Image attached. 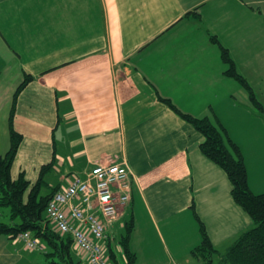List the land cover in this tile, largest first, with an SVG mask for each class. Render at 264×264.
Wrapping results in <instances>:
<instances>
[{
    "label": "crops",
    "instance_id": "crops-1",
    "mask_svg": "<svg viewBox=\"0 0 264 264\" xmlns=\"http://www.w3.org/2000/svg\"><path fill=\"white\" fill-rule=\"evenodd\" d=\"M211 34L229 50L262 110L225 73L229 63ZM27 73L33 80L17 101L14 125L23 140L13 177L24 171L35 182L55 155L50 181L62 185L97 162L125 159L130 199L107 224L110 238L127 213L142 212L145 223L139 227L134 218L130 244L153 235L168 247V236L185 243L179 258L201 242L193 201L215 247L251 227L227 174L201 151L202 133L160 96L184 113L221 122L246 164L243 144L255 152L262 173L264 0H0V156L10 148L13 94ZM135 252L137 264H148ZM40 256L0 234V264H39Z\"/></svg>",
    "mask_w": 264,
    "mask_h": 264
},
{
    "label": "trees",
    "instance_id": "trees-1",
    "mask_svg": "<svg viewBox=\"0 0 264 264\" xmlns=\"http://www.w3.org/2000/svg\"><path fill=\"white\" fill-rule=\"evenodd\" d=\"M190 11L187 12V15ZM211 39L219 43L223 59L229 63L225 73L236 78L247 90L251 102L260 110L262 104L246 80L238 72L229 50L221 44L214 34ZM33 80L26 74L17 86L9 114L10 148L0 156V208L9 209L8 221H0V234H7L15 240H25L21 233H28L37 240V246L28 247L41 254L39 264H91L88 253L80 249L71 234L62 233L47 214V205L60 186V182L51 183L50 178L56 172L55 155L44 163L39 171L38 179L31 182L24 171L17 177L12 176L11 168L23 140L22 133L15 128L14 118L17 101L23 89ZM173 110L189 121L203 135L200 149L205 156L220 166L231 182V195L251 217L253 225L242 231L228 246L220 252L212 243L203 220L192 207L199 222L201 242L191 253L202 260L200 264H264V193L254 192L248 180V169L239 144L229 135L226 127L218 121L213 122L208 116L196 117L178 109L169 99L161 97ZM46 189V192L43 190ZM133 216L124 221L125 231L121 234L117 246L121 247L124 261L121 263L113 248V239L106 229V239L102 240L105 256L109 264H137V255L130 247L131 234L134 230ZM215 254L219 255L215 261Z\"/></svg>",
    "mask_w": 264,
    "mask_h": 264
},
{
    "label": "built area",
    "instance_id": "built-area-1",
    "mask_svg": "<svg viewBox=\"0 0 264 264\" xmlns=\"http://www.w3.org/2000/svg\"><path fill=\"white\" fill-rule=\"evenodd\" d=\"M132 170L123 159L97 162L81 177L75 175L54 192L47 214L62 233L71 234L75 244L88 253L91 264H109L102 240L108 223L120 216V207L130 199ZM28 247L37 240L21 233Z\"/></svg>",
    "mask_w": 264,
    "mask_h": 264
},
{
    "label": "rangeland",
    "instance_id": "rangeland-1",
    "mask_svg": "<svg viewBox=\"0 0 264 264\" xmlns=\"http://www.w3.org/2000/svg\"><path fill=\"white\" fill-rule=\"evenodd\" d=\"M258 89V87H257ZM63 134V129L62 126L59 127L57 137H58V143L60 145V149L66 148L65 142L62 141L60 136ZM248 143L252 146V138L248 139ZM264 144V140H263ZM247 158H248V168L249 171L251 172V182L253 184V187L255 188L256 193H264V173L258 172L259 170V164L254 163V154L252 151H250V147L246 145L245 143L243 144ZM255 147V146H254ZM256 148V147H255ZM257 150V148H256ZM258 155L264 156V146L260 147L257 150ZM246 164V165H247ZM264 166V165H263ZM53 180V179H52ZM57 181V180H55ZM54 181V183H55ZM47 190L44 189L43 192H46ZM9 209L7 207H1L0 208V221H8L9 219ZM131 213H127L126 216H124L122 219L125 221L126 219L129 218ZM137 225L139 227H143L146 218L143 216L142 212H135V217ZM133 218V219H134ZM135 222V220H134ZM253 225V223H252ZM251 225V226H252ZM118 231V230H117ZM125 231L124 226L116 236L113 238V248L116 251V254L119 257V260L121 263L124 261V255L122 252L121 247L117 246L116 243H118L119 238L121 234ZM166 241L168 243V247L165 246L164 242L159 240L158 238L156 239L153 235L151 237L147 238V241L143 242L142 244L134 243L130 244L131 249L135 252V250L138 251V256H139V261L147 262L148 264H155V263H162V264H200L202 260L198 259L197 257H194L192 253L187 251L186 257L179 258V256L182 254L179 253V251L183 250L185 243L181 242V244H176L172 243V241L166 236ZM232 243V241L228 243H221L220 245H217L216 248L220 252H225V250L228 248V246ZM188 246V245H187ZM136 253V252H135ZM137 255V253H136ZM175 256V259H174ZM219 255L215 254V261H218ZM140 263V262H139Z\"/></svg>",
    "mask_w": 264,
    "mask_h": 264
}]
</instances>
